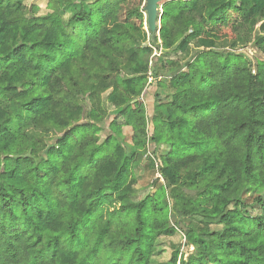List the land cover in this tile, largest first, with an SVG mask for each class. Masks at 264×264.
<instances>
[{
    "label": "trees",
    "instance_id": "obj_1",
    "mask_svg": "<svg viewBox=\"0 0 264 264\" xmlns=\"http://www.w3.org/2000/svg\"><path fill=\"white\" fill-rule=\"evenodd\" d=\"M144 3L0 0V264H264V35L255 73L216 51L264 0H166L154 34ZM149 45L199 51L152 83ZM144 154L155 191L134 202Z\"/></svg>",
    "mask_w": 264,
    "mask_h": 264
},
{
    "label": "rangeland",
    "instance_id": "obj_2",
    "mask_svg": "<svg viewBox=\"0 0 264 264\" xmlns=\"http://www.w3.org/2000/svg\"><path fill=\"white\" fill-rule=\"evenodd\" d=\"M47 2L48 0H24V3L27 7L33 6L35 8V11H34L35 15H45L48 13V9L46 8ZM69 15H70V12H67L65 14V18L68 17ZM256 35H259V36L264 35V18L259 19L255 27L251 31H246V30L241 31L238 34L235 42H227V43L221 44L217 47L216 51H219L223 54L233 53L236 55L243 56L245 59L249 61L252 73H255V66L257 63V59L253 52L256 51L257 46H258V44H255L256 42L254 40ZM148 38L146 41L147 43L145 45H148L149 43ZM136 45L137 44H134L128 49L126 56H128V54L133 50V48ZM150 47L153 48V55L150 59L148 82L152 81V83L158 82V81L159 82L165 81L166 74L163 72V68H162L163 61H175L179 65H184L185 63H188L199 51L197 48L193 46H191L185 53H180L176 49V47H174L173 49L167 52H162L161 50H157L154 45H151ZM171 93H172L171 91H166L164 94H161V98H164L166 95H170ZM151 95H149L150 97L147 98L148 99V103H147L148 110L146 112L149 117L152 115V112H153V97ZM4 106H6L7 108L9 107L8 105H4ZM154 112H157V113L165 112V110L161 104L156 103L154 106ZM27 124H28V121L25 120L24 125L27 127V132L31 135L37 134V130L33 129L30 126H27ZM148 130L149 131L151 130L150 123L148 126ZM147 157H148L147 154L140 155V158L136 161V163L133 164L132 173H133V177L136 180V184L134 186V189L136 192L135 197L133 198L134 202H138L142 200L146 195L153 194L155 191V187L151 186V182L155 177V172L147 167L146 165ZM170 224L171 225L177 224V227L184 229L185 225L187 224V219L170 216ZM176 242H178L177 237L162 240V244H161L162 252L158 256L159 261H167L169 259L170 254H171V249L169 248L168 243H176ZM181 244H183V241H181ZM180 251L181 253H188L192 251V248L187 249V248L181 247Z\"/></svg>",
    "mask_w": 264,
    "mask_h": 264
},
{
    "label": "water",
    "instance_id": "obj_3",
    "mask_svg": "<svg viewBox=\"0 0 264 264\" xmlns=\"http://www.w3.org/2000/svg\"><path fill=\"white\" fill-rule=\"evenodd\" d=\"M166 0H145L144 3V15L146 17V29H144L147 33H158L160 27L157 26L159 20H157V13L160 11L159 5Z\"/></svg>",
    "mask_w": 264,
    "mask_h": 264
}]
</instances>
